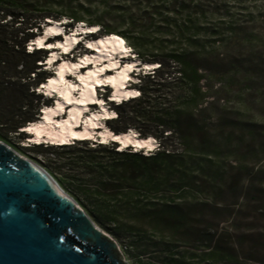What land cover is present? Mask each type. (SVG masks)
<instances>
[{"label": "trees", "instance_id": "16d2710c", "mask_svg": "<svg viewBox=\"0 0 264 264\" xmlns=\"http://www.w3.org/2000/svg\"><path fill=\"white\" fill-rule=\"evenodd\" d=\"M223 5L0 0V140L15 149L8 133L23 142L29 134L22 128L49 103L37 91L51 75L36 63L46 50L26 48L46 19H69L63 24L69 28L82 21L96 25L99 35H121L140 63L157 64L134 74L139 94L111 103L116 115L106 120L115 133L154 135L156 150L118 149L113 140L20 144L58 155L42 166L116 239L130 264H264V180L240 157L246 149L264 153V139L244 125L224 123L219 95L238 74L264 80V38L261 49H249L255 34L222 12ZM105 17L121 26L110 27ZM227 155L235 162L222 164Z\"/></svg>", "mask_w": 264, "mask_h": 264}, {"label": "water", "instance_id": "95a60500", "mask_svg": "<svg viewBox=\"0 0 264 264\" xmlns=\"http://www.w3.org/2000/svg\"><path fill=\"white\" fill-rule=\"evenodd\" d=\"M120 253L42 165L0 140V264H130Z\"/></svg>", "mask_w": 264, "mask_h": 264}, {"label": "bare ground", "instance_id": "6f19581e", "mask_svg": "<svg viewBox=\"0 0 264 264\" xmlns=\"http://www.w3.org/2000/svg\"><path fill=\"white\" fill-rule=\"evenodd\" d=\"M48 20L52 22H47L44 31L33 38L39 46L43 44L46 37L62 30L63 23L49 18ZM95 26L80 21L76 31L55 42L48 40L49 44L46 47L51 49L47 59L49 66L60 57L64 59L60 62V59L57 60L56 73L49 76L48 80L43 82V86L50 94L57 92L59 98L52 105L42 109L40 118L26 124L22 129L29 133L33 132L29 141L65 143L76 138L94 137L102 143L109 140L120 142L122 147L129 143L138 147H152L153 136L151 135L138 137L133 129L121 133L113 132L101 119L110 114L105 106L102 107L103 111L87 114L89 109L87 106L95 100L96 85H110L109 90L113 91L112 95L116 100L123 101L125 98L137 95L136 89L125 86L129 71L135 65L144 64L145 67L152 65L150 62L139 63L132 60L118 68L120 57L126 55L128 49L122 37L115 33L102 34L98 39L96 38L97 40H88L87 49L91 52L84 53L77 61L65 60L62 53H72L73 46L80 39L79 32H91L96 28ZM57 48L60 51L56 50ZM83 68L85 71H82ZM109 68H113V72L105 74L108 72L105 70ZM76 91L78 94H75ZM100 125L101 129H97ZM13 149L29 159L20 151Z\"/></svg>", "mask_w": 264, "mask_h": 264}, {"label": "rangeland", "instance_id": "374dc122", "mask_svg": "<svg viewBox=\"0 0 264 264\" xmlns=\"http://www.w3.org/2000/svg\"><path fill=\"white\" fill-rule=\"evenodd\" d=\"M116 2L117 1H111L110 3L115 5ZM216 2L217 4H224L222 6L223 8L222 12H224V10H228V12H231V13H227V14H232L230 17L242 23L244 26H247L248 30L252 31L253 34H255L253 36L251 43L250 44L247 43L248 48L251 50L261 49L260 48L261 44L259 42L260 41L259 39L264 38V18L262 17V14L264 12V0H216ZM100 13H101V9L96 14H100ZM208 16L209 18L211 17L210 15ZM68 20L69 19L65 18L62 20V23L64 24ZM105 22L106 24H109L110 27L121 26L119 25V21L117 19H111L110 17H105ZM43 31L44 29L42 31H37L35 37H37ZM100 36L101 35L97 34V36H92L93 39H89V40L93 41L96 39L95 37H97L98 39ZM88 37H91V36H88ZM49 41H54V40L50 38ZM126 43L127 45H130L128 41H126ZM131 49L133 50V55H132L133 60L140 63L141 61L137 57L136 50L134 49L133 46H131ZM79 51L81 52L84 51L85 53L91 52L88 49L84 50L82 48H80ZM247 52H248V49H247ZM248 53H251V51H249ZM47 54L48 52H46V56ZM243 55H244V58H247V53H244ZM62 56L65 57V60H70V61H77L80 58L78 57V52H75L73 54L72 53H68V54L62 53ZM80 56H82V54ZM59 59H60L59 60L60 62L64 58L60 57ZM30 60L31 58H27L26 62L29 63ZM36 63L43 64L41 65L42 69H47L49 72H51L50 74L53 75L54 70H52L51 68H49L50 70L48 69V65L47 64L45 65V63H47L45 62V60H43L42 62L37 61ZM153 65L154 64H152L150 68H154ZM82 71H85L84 68ZM108 72H106L105 74L112 73V72H109V73ZM71 77L73 78V76ZM46 79L47 78H45V80ZM24 81L25 80H23L22 82ZM263 83H264V80L260 79V75L258 73L254 74V77L251 80H243L242 76L238 74L236 76V79L231 80L228 83H224L221 93L219 92V95L222 96L221 102H220V110H221V115L223 117L224 123H228V124L233 123V124H238L239 126L244 125L246 126V128H249V129L251 128V130L255 131L256 136L258 135L262 139H264V86H263ZM129 87L132 88V86H129ZM107 92L110 93L109 88H106L104 90H99L98 92L99 105L90 103L87 106L89 107V109L87 110V114L92 113V112L103 111L102 107L105 106L106 109L110 112L109 116L111 115L115 116V110L112 108V104L109 103L108 101L109 99L106 98L105 96ZM48 102H49L48 105H52L55 101L53 98H48ZM45 106L47 105H43L42 107L44 108ZM102 121L106 124L105 120H102ZM133 130L138 136V130L136 129H133ZM1 131L3 133L5 132L4 129H1ZM15 134L16 133L14 132L8 133V137L10 138L9 141L18 144L15 146L16 149L20 151L22 154L29 157V159L37 162L38 164L40 165L47 164L49 163V160H48L49 158L53 159L55 157H58V155L47 153L44 150L37 152L36 150H34L35 149L34 147H30V148L21 147L20 144L24 145V143L20 142L17 135ZM30 136L31 135H29V137ZM151 136H153V146L152 147L147 146L146 149H150V150L153 149L154 151L158 148L159 139L155 138L154 135H151ZM246 150L243 151V154L241 153L242 154L241 156H240V153H238V156L244 159L243 160L244 164L246 165L248 170L255 172L256 177L259 180H264V153H255V151L246 152ZM227 156L225 158H222V161H221L222 164H227L229 163V161L235 162L233 160L234 159L233 155L228 156V157ZM191 194L192 193H189V196H191ZM229 200H234V198L232 197ZM243 211L249 212V209L244 208ZM120 252L122 253L121 256L123 257V259L129 262L126 256H124V253L122 252L121 249H120Z\"/></svg>", "mask_w": 264, "mask_h": 264}, {"label": "clouds", "instance_id": "9594fccd", "mask_svg": "<svg viewBox=\"0 0 264 264\" xmlns=\"http://www.w3.org/2000/svg\"><path fill=\"white\" fill-rule=\"evenodd\" d=\"M60 23H62V22H60ZM45 26V25H44ZM40 86V85H39ZM26 132V131H25ZM28 133V132H27ZM29 134V133H28Z\"/></svg>", "mask_w": 264, "mask_h": 264}]
</instances>
